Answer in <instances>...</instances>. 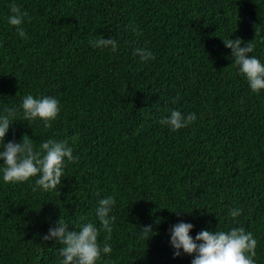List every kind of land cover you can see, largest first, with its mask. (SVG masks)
<instances>
[{"label":"trees","instance_id":"16d2710c","mask_svg":"<svg viewBox=\"0 0 264 264\" xmlns=\"http://www.w3.org/2000/svg\"><path fill=\"white\" fill-rule=\"evenodd\" d=\"M12 4L26 38L8 23ZM97 37L116 51L92 47ZM228 39L264 64V0H0V117L16 113L3 143L52 139L76 158L49 192L33 191L39 176L4 182L0 161V264H63L64 245L43 237L59 220L100 229L109 196L116 219L98 243L112 251L96 264H191L170 244L180 222L193 240L243 228L264 264V90L251 91ZM27 95L58 101L50 128L24 118ZM173 110L196 121L173 131L161 123Z\"/></svg>","mask_w":264,"mask_h":264},{"label":"clouds","instance_id":"9594fccd","mask_svg":"<svg viewBox=\"0 0 264 264\" xmlns=\"http://www.w3.org/2000/svg\"><path fill=\"white\" fill-rule=\"evenodd\" d=\"M11 15L8 23L15 27L20 38H26L23 28L27 12L12 4L10 6ZM224 46L231 49L232 56L235 57V64L239 66L240 73L247 79L249 87L253 93L264 90V64L249 56L253 52V45L248 43L241 47L242 41L228 39L223 42ZM90 45L95 48H110L116 51L118 45L112 38L104 39L97 37L90 41ZM142 61L153 59L152 54L144 49H137L136 53ZM24 118L28 121L39 119L44 122L45 128H50L49 123L55 120L60 109L55 98L36 99L32 95L24 97L22 102ZM15 110H10L8 115L0 117V161H3V180L6 183H23L33 177L39 176L35 180L33 191L39 188L42 191H57V186L61 184L63 175L64 160L75 162L72 149L66 147L65 142H56L49 139L40 145V150H35L32 140L24 136L21 142L10 141L4 144L6 133L9 130ZM196 121L194 113L187 116L182 115L179 110H173L170 116L161 121L168 125L173 131L188 127ZM115 198L106 197L99 201L96 209V216L99 220L100 229L92 223H86L77 232L68 231V224L59 220L55 228H50L47 235L43 237L45 241L54 239L64 245L60 249V255L64 258L63 264H96L103 254L111 253V246L105 242L101 249L98 243L100 231L106 232V241L111 238L112 225L116 217L110 213L115 205ZM179 215V214H177ZM230 215L235 218L240 215L239 209H233ZM193 225L180 222L170 229V244L174 251V258L180 256L182 249L187 255L195 258L191 264H255L257 240L252 233H246L243 228L232 229L229 232L201 230L195 240L189 235ZM143 233H151V226L143 228Z\"/></svg>","mask_w":264,"mask_h":264}]
</instances>
